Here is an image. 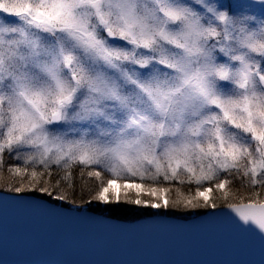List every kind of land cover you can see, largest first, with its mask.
I'll return each instance as SVG.
<instances>
[{
    "label": "snow or ice",
    "instance_id": "6c2138e0",
    "mask_svg": "<svg viewBox=\"0 0 264 264\" xmlns=\"http://www.w3.org/2000/svg\"><path fill=\"white\" fill-rule=\"evenodd\" d=\"M0 186L65 207L87 191L89 206L226 208L264 241V11L0 0Z\"/></svg>",
    "mask_w": 264,
    "mask_h": 264
},
{
    "label": "water",
    "instance_id": "95a60500",
    "mask_svg": "<svg viewBox=\"0 0 264 264\" xmlns=\"http://www.w3.org/2000/svg\"><path fill=\"white\" fill-rule=\"evenodd\" d=\"M221 211L126 222L0 192V264H264V241Z\"/></svg>",
    "mask_w": 264,
    "mask_h": 264
},
{
    "label": "trees",
    "instance_id": "16d2710c",
    "mask_svg": "<svg viewBox=\"0 0 264 264\" xmlns=\"http://www.w3.org/2000/svg\"><path fill=\"white\" fill-rule=\"evenodd\" d=\"M18 164V162L7 158V156L5 157V169L9 166V165H16ZM4 174L8 175L6 170L4 172ZM4 176L6 179L8 180L9 177L8 176ZM236 186L238 187V182H236ZM185 189H188L189 186H184ZM192 188H194L195 186H191ZM0 192L1 193H7V194H15V195H30V196H35L37 198H41L44 200H47L49 202H53L49 197H45L43 195H41L40 193L37 194H31V193H15V192H9L7 191L6 188L0 186ZM242 195H247L246 192L241 191ZM89 193L87 191H85L84 193V198L82 199L79 191L77 192L76 195V203L75 204H68V206H77L80 208H86L89 211L95 212L97 214L106 216V217H110L116 220H121V221H126V222H134V221H138L141 219H147L150 217H153L155 215H162V216H166V217H173L176 219H182V220H189L191 218L192 215H204L210 211H215L218 209H223V208H217V209H199V210H176V209H159L156 212H152L150 210L152 209H142L139 206L136 205H127V204H122V205H109L108 209L111 208H122L124 209V211H109L108 209H100V208H94L92 205L89 206L88 204H86L84 202L85 199L88 198ZM54 203V202H53ZM57 203V202H55ZM61 206H64L63 203H60ZM100 204H98L99 206Z\"/></svg>",
    "mask_w": 264,
    "mask_h": 264
},
{
    "label": "rangeland",
    "instance_id": "374dc122",
    "mask_svg": "<svg viewBox=\"0 0 264 264\" xmlns=\"http://www.w3.org/2000/svg\"><path fill=\"white\" fill-rule=\"evenodd\" d=\"M224 2L226 4H230L235 10L239 11V12H242L244 13L245 15H250V16H255L257 19H259L261 17V13L262 11H264V6H262L260 4V0H224ZM7 158H10L12 159L11 157L7 156ZM14 160V159H12ZM15 161V160H14ZM17 162V161H16ZM20 163V162H18ZM6 174H4L5 176ZM8 176V175H6ZM6 178L4 177V181H7L5 180ZM41 194V193H40ZM15 195V194H14ZM43 195V194H41ZM27 196H30V195H27ZM44 196V195H43ZM50 198V197H49ZM52 200V198H50ZM53 201V200H52ZM54 202V203H53ZM51 203L53 204H56V205H60V203H63L64 202H59V203H55V201H53ZM92 206L94 208H100V209H108L109 205H99L96 204V203H93ZM111 206V205H110ZM118 206V205H117ZM67 207V206H66ZM67 208L69 209H73V210H78V211H89L87 210L86 208H80V207H77V206H68ZM159 209H152L150 211L152 212H156L158 211ZM210 212H213V211H210ZM208 212V213H210ZM95 213V212H94ZM206 213V214H208ZM100 215V214H99ZM205 215V214H204ZM199 216H202V215H192L191 218L189 220H192L196 217H199ZM153 217H166V216H162V215H155ZM151 218V217H150ZM170 218H173V217H170ZM135 222V221H134Z\"/></svg>",
    "mask_w": 264,
    "mask_h": 264
},
{
    "label": "bare ground",
    "instance_id": "6f19581e",
    "mask_svg": "<svg viewBox=\"0 0 264 264\" xmlns=\"http://www.w3.org/2000/svg\"><path fill=\"white\" fill-rule=\"evenodd\" d=\"M63 207H65V206H63ZM84 209V208H83Z\"/></svg>",
    "mask_w": 264,
    "mask_h": 264
}]
</instances>
